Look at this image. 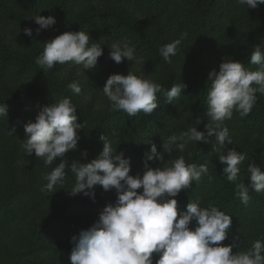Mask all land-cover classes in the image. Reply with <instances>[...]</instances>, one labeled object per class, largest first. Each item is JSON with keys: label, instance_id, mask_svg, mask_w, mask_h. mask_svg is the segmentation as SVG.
I'll return each mask as SVG.
<instances>
[{"label": "trees", "instance_id": "16d2710c", "mask_svg": "<svg viewBox=\"0 0 264 264\" xmlns=\"http://www.w3.org/2000/svg\"><path fill=\"white\" fill-rule=\"evenodd\" d=\"M163 13L168 15L167 24H150L151 16ZM37 14L55 17L56 23L49 31L60 34L85 30L94 40L91 42L103 44V55L94 69L84 71V78L77 81L68 75L63 79L61 73L67 64L47 72L35 64L43 49L37 38L25 35L23 29H32L33 16ZM4 27H8L9 37L0 34V103L6 105L8 115L0 117V264L69 260L75 246L71 237L95 222L106 204L115 203V189L104 191L99 185L95 186V201L83 194L71 195L75 177L70 171L55 192L41 191L46 183L44 174L59 161L45 166L34 154L25 155L21 144L24 124L34 120L42 106L67 96L77 107V122L84 123V128L79 133L77 149L67 153L69 163L94 159L102 150L99 136L103 134L118 152L130 158V174H142L150 143L162 151V142L170 135L179 136L193 126L205 131V124L210 122L206 99L210 82L206 78L211 69L218 70L221 61L215 58L205 64V53L221 47L227 50L225 60L234 59L256 70L258 66L250 63V53L257 46L264 51V5L245 10L237 0H0V30ZM181 33L187 36L168 63L160 56L159 48ZM121 38L131 41L141 63L125 59L117 64L110 58L109 47ZM190 45L195 48L193 57L187 53ZM128 71L162 85L163 90L157 93L159 106L151 115L138 113L130 117L123 111H113L109 100L95 108L68 88L72 82L81 86L86 79L102 88L109 75ZM181 81L187 85L184 93L173 104L166 103L165 92ZM224 123L233 140L225 147L247 154L237 182H229L222 173L224 165L217 158L220 153L215 137H209L208 143L190 141L183 153L165 155V163L183 155L187 163L207 164L211 181L203 176L189 189L181 190L176 197L178 206L186 210L188 202L199 199L201 206L211 202L231 215V230L222 242L231 244L234 228L264 220V192L250 190V199L243 204L235 191L236 183L249 182L248 163L264 167V95L257 93L249 115L242 118L234 112L232 119ZM114 129L118 135H113ZM245 134H252L248 142ZM147 140L150 143H145ZM84 150L86 158L81 155ZM148 163L163 166L155 160ZM243 249L239 243L232 250ZM157 258L154 254L153 264Z\"/></svg>", "mask_w": 264, "mask_h": 264}, {"label": "clouds", "instance_id": "9594fccd", "mask_svg": "<svg viewBox=\"0 0 264 264\" xmlns=\"http://www.w3.org/2000/svg\"><path fill=\"white\" fill-rule=\"evenodd\" d=\"M241 6L256 9L264 5V0H237ZM37 34L42 29L55 25L54 16H33ZM25 35L32 37L33 30L23 29ZM187 33L159 48L163 59L171 63V57ZM94 41L87 31H64L43 42L42 52L35 58V64L42 72L54 69L57 65L69 64L84 70H92L103 55L102 43ZM109 56L117 64L125 59L141 63L135 46L127 38L114 41L109 47ZM144 64V61L142 62ZM250 63L257 65L250 70L240 61L222 60L218 70L211 69L206 80L210 82L207 91V116L210 122L205 131L190 127L179 136L173 134L162 142V151L155 143H150V151L145 153L142 174H130L131 162L107 136L101 134V152L91 161L69 163L67 153L77 149L80 131L84 123L77 122V107L70 97H62L42 106L34 120L24 124L25 138L21 148L25 155L34 154L45 166L59 161L52 170L44 174L46 183L42 192L53 193L62 184L68 172L74 174L75 183L69 190L71 195L83 194L95 201V186L104 191L115 189V203L106 204L98 219L88 228L81 229L71 237L74 248L70 253V264H153L154 254L158 256L155 264H264V238H259L242 251L238 248L239 236L233 243L224 244L230 233L232 219L214 203L201 206L199 199L186 204L180 210L176 197L181 190L189 189L193 181L199 182L203 176L211 181L206 163L199 165L187 163L179 155L165 163V155L173 152L183 153L190 141L210 142L215 137L219 161L224 165L223 175L229 182H237L241 165L247 154L237 151L233 144L226 120L237 112L243 118L249 115L257 100V93L264 95V51L257 46L250 53ZM74 94L82 89L76 82L68 85ZM187 85L181 81L174 83L165 92V102L177 100ZM113 111H123L128 116L138 113L151 115L159 106L157 93L162 85L145 75L111 74L102 87ZM7 107L0 103V117H7ZM201 121H199L200 123ZM113 135H118L113 130ZM86 158V150L81 153ZM157 161L160 166H151L149 161ZM249 182L236 183V195L247 204L249 192H264V167L254 163L247 164ZM140 189L141 191H138ZM195 222L194 227L190 225Z\"/></svg>", "mask_w": 264, "mask_h": 264}, {"label": "rangeland", "instance_id": "374dc122", "mask_svg": "<svg viewBox=\"0 0 264 264\" xmlns=\"http://www.w3.org/2000/svg\"><path fill=\"white\" fill-rule=\"evenodd\" d=\"M160 22V25L167 24L169 22L168 15L166 13H163L162 15H156L151 16L149 18V22L151 25H153L156 22ZM39 26L37 24L33 25L32 27V36L36 37L39 41L40 47L43 49V42L53 38L54 36L58 35L56 32L49 31L48 29H42L37 34L36 29ZM176 25H174L173 30L176 29ZM8 27L2 28L0 30V34L4 35L5 37H9L8 34ZM195 48L194 46L190 45L187 49V53L192 54V57L195 55ZM227 53V50H223L221 47L211 48L210 51H207L205 53L206 55V61L205 64H211L212 61H215L217 59H220L222 61L225 57V54ZM225 60V59H224ZM59 67H62V65H58ZM187 68V65H185ZM185 68V69H186ZM85 71V70H84ZM84 73L78 66H72L67 64V66L63 67V71L61 73V77L63 79H66L68 75L75 76L77 78V81L84 78ZM90 82V83H89ZM92 82L88 79L83 81V84L80 86L82 89L81 95L83 98V101L87 105H93L95 108H100L104 105L105 101L108 100V98L103 94L102 88H97L96 85H92ZM239 138L241 139V135H239ZM252 138V134H245L244 139L246 142H248ZM153 166V165H151ZM154 167V166H153ZM239 236L240 243L243 244V250L249 248L251 246V243L259 238H264V220H256L251 222L248 225L245 226H237L234 228V238ZM33 259V258H32ZM39 257L36 259H33V261H38ZM52 264H70V260L66 261H57Z\"/></svg>", "mask_w": 264, "mask_h": 264}]
</instances>
